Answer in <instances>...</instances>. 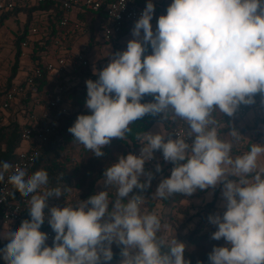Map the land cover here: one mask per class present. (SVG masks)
Here are the masks:
<instances>
[{
    "label": "clouds",
    "instance_id": "9594fccd",
    "mask_svg": "<svg viewBox=\"0 0 264 264\" xmlns=\"http://www.w3.org/2000/svg\"><path fill=\"white\" fill-rule=\"evenodd\" d=\"M154 13V3L147 0L126 50L115 52L106 67L94 71L96 80H86L85 107L91 114L78 115L68 132L101 158L113 139H128L135 121L171 108L189 125L194 139L189 144L182 136L166 140L150 131L138 135L139 155H121L103 171L104 185L115 187L111 212L106 190L49 207L50 198H60L68 189L48 188L45 170L29 175L16 167L8 183L30 197L29 218L17 230L0 234L7 241L0 248L5 264H106L113 258V243L123 246L121 264H191L183 243L173 241L170 253L161 254L156 235L160 219L155 212L141 213V197L125 202L134 188L150 185L151 173L144 184L140 176L156 151L174 167L155 197L190 196L222 186L224 211L209 215L208 221L216 227L211 239L226 244L213 246L209 264H264V166L258 162L264 144H252L233 158L231 142L208 127L214 123V107L231 116L240 104L254 103L257 94L264 102V0H172L155 30ZM149 47L151 53L145 54ZM146 96L150 102H142ZM12 168L0 162V182ZM156 171H161L159 164ZM106 213L109 219L102 222ZM46 218L54 233L51 246L48 233L41 230Z\"/></svg>",
    "mask_w": 264,
    "mask_h": 264
},
{
    "label": "built area",
    "instance_id": "2783aa9c",
    "mask_svg": "<svg viewBox=\"0 0 264 264\" xmlns=\"http://www.w3.org/2000/svg\"><path fill=\"white\" fill-rule=\"evenodd\" d=\"M47 0H0V18L4 13L9 17L4 20V25L8 20L13 19L18 7H33ZM61 5L63 13L59 14L54 9L33 11V22L29 33L21 44L20 66L18 73L12 77L11 64L5 71L0 70V127L12 123H18L22 129V142L16 150L15 159L11 163L13 168L5 174V180L0 182V225L8 228H14L21 221L26 219L24 205L28 204L30 197H23L20 193L8 183V176L20 167L28 170L34 165L41 153L43 145L54 135L60 124L61 116L73 115L76 120L77 116L83 114L88 109L85 103L71 102L64 98V93L68 90L77 89L86 93V80H96L91 63L88 57L89 48L84 46L80 51H73L64 46V42L71 31L79 33L87 32L83 23L80 21L72 22L69 25V13L72 10L85 12L86 14H97L102 16L100 28L104 32V41L116 42L117 37L124 31L134 27V23L142 14L143 7L138 0H54ZM155 13L151 21L153 30L157 25V19L160 15L166 14L167 4L157 2ZM23 10H20L21 12ZM18 13V12H17ZM27 19V18H26ZM26 21V20H25ZM53 23L56 28L61 29L58 34L51 38V50L42 52L41 59L44 67L49 72L48 79L54 84L45 89H39L37 82L43 77L44 70L38 66L32 57L33 42L49 38L50 25ZM0 25V27L2 26ZM25 22L19 24V30L24 29ZM19 31H17L18 33ZM143 33V32H142ZM5 34L0 32V46L5 44ZM12 45L8 46L9 54L13 59L17 48L11 41ZM5 47V46H4ZM151 53V52H150ZM149 53V54H150ZM5 72V73H3ZM246 107L240 104L233 114H244ZM232 114V115H233ZM174 121V122H173ZM162 122L172 125L170 139L182 136L185 141L191 144L194 134L191 136L189 125L177 117L174 120V112L171 108L162 113ZM212 128L211 124L208 126ZM216 129V127H214ZM217 131V129H216ZM166 139V136H165ZM264 144V142H262ZM136 151L139 155L140 149ZM241 155L247 150L238 147ZM166 162L163 159L161 151H156L153 158L146 161L144 167H154L159 163ZM14 193V195H13ZM47 213L48 211L45 210ZM46 224L47 218L45 219ZM49 239H52L54 233L48 232ZM4 239H0V248L5 246ZM4 261L0 258V264Z\"/></svg>",
    "mask_w": 264,
    "mask_h": 264
},
{
    "label": "trees",
    "instance_id": "16d2710c",
    "mask_svg": "<svg viewBox=\"0 0 264 264\" xmlns=\"http://www.w3.org/2000/svg\"><path fill=\"white\" fill-rule=\"evenodd\" d=\"M143 7H146V0H138ZM49 10L54 9L59 14L63 13L61 9V5L56 3L54 0H47L44 3H40L38 5L25 8L18 7L16 12L23 10L27 13V19L25 22V27L22 30H19L17 33V38L15 41L17 52L14 57V63L11 64L12 77H14L18 73V69L20 66V54H21V44L22 41L26 38L29 33L30 27L33 22V10ZM9 17L8 13H4V15L0 18V24L4 22L6 18ZM72 22L69 21V25ZM61 29H66L61 28ZM56 28V26L51 23L49 38H43L33 42L32 49V57L36 61L37 65L42 67L44 70L43 77L37 82L39 89H45L50 85V81L48 79L49 72L46 70L42 63L41 54L44 51L51 50L52 45L50 40L52 37L58 34V31L61 30ZM126 31L123 32V34ZM151 52L150 47L148 48L145 54H149ZM2 65L0 64V67ZM64 98L71 102L80 103L83 105L86 100V93L79 91L77 89L68 90L64 93ZM151 97L146 96L144 101L142 102H150ZM83 114H91L90 111H85ZM229 115L223 113L218 107H214L211 112L210 119L214 121L211 125L216 127L220 124L222 120H226ZM231 116H234L231 115ZM177 116L174 114V120L176 121ZM75 122L74 116H61L60 124L58 126L57 132L52 135L47 141L41 150V153L34 163L32 167L28 170V174L31 175L37 170H45L49 175V184L48 188L59 187L62 190L68 189L65 195L60 198H50L48 201L49 207L51 206H64L70 201L66 199L67 193L71 188L77 189L80 192V200H86L92 194L101 191L104 187L105 189H109V212L112 210V202L116 199L115 193L113 189L114 186H105L103 183V171L106 167L110 166L112 163L116 162L119 156L127 155L128 153H136L138 148H140L141 143L137 140L138 135H142L144 132H149L151 128L157 122H162V113L153 117L151 115H146L142 119L135 121L132 125H130L131 132L128 134V139L126 141H122L120 139H113L111 144L106 146L103 149L104 155L101 158H96L91 151L86 150L83 145H80L73 141V136L68 132V128L73 125ZM174 122V121H173ZM171 128L172 125L165 124L166 129V140L170 139L171 136ZM249 128V127H246ZM228 127L220 128L217 131L218 138L223 140L222 133L227 131ZM264 139V134L254 139L251 143L245 147L250 150L252 144L258 143L257 139ZM22 142V129L18 123H12L6 126L0 127V162H8L12 163L15 159L16 150L19 148ZM232 144V143H231ZM80 148V160L74 159L71 155L72 150ZM247 150V151H249ZM239 153V149L237 146L232 145L231 155L233 158L237 156ZM158 165V164H157ZM156 165V166H157ZM156 166L154 167H145V171L148 173H152V179L154 180L157 176L163 175L170 176L171 169L174 165L171 162H162L159 163L161 171H156ZM151 179V180H152ZM148 181L147 177L140 176V183L144 184ZM219 187H217L213 192V199L206 204V210L208 212H212L213 208L218 200ZM154 186L150 185L145 189L134 188L133 191L129 194L127 198H125V202L128 199H131L133 196H139L142 198L143 203L141 204V213H143V209L146 207L152 208L156 203L155 200L151 199V195L154 193ZM189 195H185L182 193H175L169 196L167 199H162V202L166 205L177 206L180 205L182 200L187 198ZM28 204L24 205V211L26 214V219L28 216ZM48 211V209H45ZM204 215V213H202ZM202 215V216H203ZM211 215V214H209ZM20 224H17L16 227L12 228L13 231L17 230ZM204 228V223L200 222L191 233L184 235L180 239V243L185 245V259L189 260L191 264H209L208 254L212 251L213 246H222L224 240L221 239L219 241L211 239V234L216 230L211 229L209 232L200 234L201 230ZM42 231L48 232L52 230L49 225L46 224L41 228ZM157 243L161 245L160 251L162 255H166L170 253V246L172 243L167 242L163 238V233L161 230L157 232ZM7 243L6 240H4ZM208 243L209 245L206 248L203 246ZM49 246L52 245V239L47 241ZM106 244V242H105ZM122 245H117L115 243L112 244V252L113 258L111 261L106 262V264H121V260L123 257L121 256ZM132 254H135V249L130 250ZM5 264V262L3 263ZM102 264H105L102 260Z\"/></svg>",
    "mask_w": 264,
    "mask_h": 264
},
{
    "label": "rangeland",
    "instance_id": "374dc122",
    "mask_svg": "<svg viewBox=\"0 0 264 264\" xmlns=\"http://www.w3.org/2000/svg\"><path fill=\"white\" fill-rule=\"evenodd\" d=\"M93 15V14H92ZM95 20L93 22L91 17H90V26H93V29L95 31V33L98 35V39L100 40H104V32L102 30V28H100L101 23H102V16L101 15H94ZM27 18V13L24 11L21 12H16V15H14L13 19L9 20V23H14L11 24L12 26L18 24H21V22H26ZM17 19V21L15 20ZM34 21V20H33ZM2 25L0 27V32L5 34L6 40H5V44L2 47L0 46V52L3 53L6 51V49H9L7 45H12L11 41L12 38L14 39L13 42L16 40L17 36H15L13 31L11 30V25ZM9 26V27H8ZM9 28V30H8ZM125 41H129L130 39H133L132 34L129 33L125 38ZM106 42V41H105ZM17 41L14 42V45L16 46ZM111 43V44H110ZM110 43H103V49L102 52L104 53V55L106 56V58H104L101 63L94 65L93 69L95 71H99L101 69H103L104 67L107 66V64L110 62V60L112 59V42ZM120 44V43H119ZM5 46V47H4ZM120 47V45H119ZM121 51L126 50V45L122 46L121 45ZM79 50V49H78ZM6 53V52H5ZM1 55L0 58L1 59H7L5 58V56ZM3 56V57H2ZM11 54L9 56V58H11ZM4 64V68L3 71L6 72V70L9 67L11 63V61L8 59L5 61H2ZM2 65V64H1ZM3 67V65H2ZM3 72V73H5ZM150 132L153 133H159L162 136H166V129L164 127V123L163 122H157L154 124V126L151 128ZM74 159L76 160H80V148H76L74 150H72V154H71ZM152 175V173H151ZM144 177L148 178V172L145 171L144 175H141ZM168 178V176H164L161 174L159 176H157L154 180L152 179L150 181L151 185L154 186V193L151 195V199L155 200L156 203L153 205L152 208H148L146 207L145 209H143V213L145 212H155L159 219H160V228L159 230L162 231L163 233V238L170 243H173V241L179 242L181 237L184 235H187L189 233H191L195 228H197L198 224L200 222L204 223V228L203 230H201L200 234L202 233H206L209 232L211 229H215L214 225H211L208 221V216L209 214H212V212H208L206 210V204L208 202H210L213 199V189H207V190H197L195 193H193L192 195L188 196L187 198H185L184 200H182L180 205L177 206H170V205H166L165 203L162 202V199L155 197V192L156 189L159 185V183L165 179ZM219 187V186H217ZM221 188L222 186H220L219 188V194H218V200L213 208V214L219 213L222 215L224 208L222 206V198H221ZM102 190H106L109 192V189H105V187ZM113 192L115 193V189H113ZM67 197L66 199L69 200V203H75L77 200H80V192L77 189L71 188L68 193H67ZM211 194V195H210ZM110 201V198H109ZM142 213V214H143ZM204 213V215L202 214ZM203 215V216H202ZM108 214L106 213L105 217L102 218V222L108 220ZM9 230H12V228H8L6 226H2L0 225V234H6ZM226 242L224 241L222 246H225ZM209 245L208 243H206L203 248H206V246Z\"/></svg>",
    "mask_w": 264,
    "mask_h": 264
},
{
    "label": "crops",
    "instance_id": "0c3cea01",
    "mask_svg": "<svg viewBox=\"0 0 264 264\" xmlns=\"http://www.w3.org/2000/svg\"><path fill=\"white\" fill-rule=\"evenodd\" d=\"M152 2L154 4L157 2H160V3L169 5L172 2V0H152ZM33 11H36V10H33ZM90 17L92 19L91 22H93L95 20V17L92 14H86L85 12H78L77 10H72L69 13V18L71 22L80 21L81 23H83V25L86 28H88V31L83 32V33H79L77 31H71L69 34L70 36H68L64 42V46L67 49H71L75 52L82 50L84 46H88L89 48L88 57L91 63V68L93 71H95L93 69L94 65L101 63V61L104 58H106V56L102 52V49H103L102 44L110 43V42H105L104 40L98 39V35L95 33L93 26H90V23H91L89 21ZM15 20L17 21V19ZM6 24L7 25L10 24L9 20L5 23V25ZM11 24H14V23H11ZM18 27H19L18 23H17V26L11 25L10 31H13L15 36L17 35V31H19ZM131 30L132 29L127 30L124 34L122 33L121 35L117 37L116 42H112V46H113L111 47L112 54H114L117 51H121V48H120L121 45L127 46V41H125L124 38L129 33H131ZM142 36H143V33L141 32V38ZM12 40L14 39L12 38ZM2 52H0V56L3 55ZM5 52L3 56H5L6 54L8 58L6 56L5 58H7L8 61L10 59H13L12 56L11 58H9L10 54H9L8 49H6ZM5 60L0 58V64L3 65V67L2 66L0 67V70L2 71L4 68V64L2 61H5ZM52 84L54 83L50 82V85ZM243 105L246 107V112L244 114H234V116H229V117L227 116V119L222 120L220 124L216 126V129L218 131V129L220 128L228 127V130L222 133L223 141L231 142L233 146H237V148L242 147V150H245L246 149L245 147L248 145L249 142L252 143L254 139L264 134V102H262L261 95L257 94L254 98V103L250 105H245V104ZM246 127H249V128H246ZM256 141H258V143H255V144H263L262 142H264V139L259 138ZM258 162L261 166H264V155L259 157Z\"/></svg>",
    "mask_w": 264,
    "mask_h": 264
}]
</instances>
